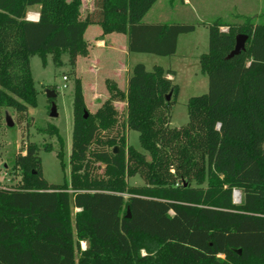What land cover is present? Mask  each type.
Instances as JSON below:
<instances>
[{
    "label": "trees",
    "instance_id": "trees-1",
    "mask_svg": "<svg viewBox=\"0 0 264 264\" xmlns=\"http://www.w3.org/2000/svg\"><path fill=\"white\" fill-rule=\"evenodd\" d=\"M156 1L93 0L94 11L80 19V0H0V109L21 114L37 105L32 56L61 67L67 55L74 76L91 25L126 34L129 53L175 55L179 36L195 25L142 22ZM35 6L38 20H26ZM261 18L208 25V51L199 57L208 90L188 99L179 128L170 127L180 90L171 70L135 64L125 93L107 86L110 96L93 115L77 80L69 181L48 183L38 145L26 144L15 160L21 183L0 188V264H264ZM239 34L245 50L228 59ZM113 102L125 104L124 114ZM128 131L144 152L126 144ZM56 156L64 169L62 151ZM136 176L143 183L129 184Z\"/></svg>",
    "mask_w": 264,
    "mask_h": 264
},
{
    "label": "rangeland",
    "instance_id": "rangeland-1",
    "mask_svg": "<svg viewBox=\"0 0 264 264\" xmlns=\"http://www.w3.org/2000/svg\"><path fill=\"white\" fill-rule=\"evenodd\" d=\"M80 1V19H83L88 13L94 11V5L93 0ZM38 11V6L29 8L26 20L33 19ZM263 14L264 0H189V3L185 0H157L143 17L142 22L195 25L194 33L179 36L178 52L171 57L145 53H129V56L125 57L121 41L125 40L126 49L127 35L121 33L103 35L98 25L88 26L84 33L87 54L77 58L74 76L69 74L71 69L67 55L62 56L63 65L61 67L54 66L51 56L47 57L46 66L42 65L38 56H32L30 68L35 88L38 91L37 105L28 107L27 111L21 114L13 108L0 109V188H17L21 183V171L16 167L15 160L18 155L24 154L28 143H35L40 149L42 173L48 183L60 185L69 181L68 162L73 129L72 102L77 80L81 83L85 113L93 115L110 96L107 86L114 84L125 93L127 79L130 75V72H125L127 63L130 68L135 64H143L147 70H151L154 66L168 68L171 65L177 71L174 83L181 87V91L171 112L170 127L179 128L185 125L188 122V99L203 95L208 90L207 76L200 72L197 58L208 51V25L216 20L233 26L242 25L249 19L256 23L262 20L261 15ZM220 30L227 32L228 27L222 26ZM104 40L107 42H103ZM193 45L195 48L191 52ZM110 46L116 51L111 50ZM94 57L98 59L96 65L93 63ZM193 72L198 73V78H190ZM63 77H66V80H63ZM200 77L205 79L204 89L194 85L196 79ZM90 87L96 91V94H100L95 106L92 105L93 102L90 99L91 94L95 93L90 94ZM46 90L56 93L54 99L56 118L49 115L50 100L46 97ZM112 105L119 115L124 114L125 104L123 102H113ZM6 116L11 118L13 126L7 125ZM51 127L56 128V134L50 133ZM126 144L144 152L139 145L136 131L127 132ZM48 146L52 148L51 152L44 151V148ZM59 151H62L64 169L61 168L60 160L56 156ZM101 169L102 166L98 172H101ZM128 182L132 185L143 183L138 176L129 179ZM239 195L241 200V193ZM140 252L141 255H146L145 250Z\"/></svg>",
    "mask_w": 264,
    "mask_h": 264
},
{
    "label": "crops",
    "instance_id": "crops-1",
    "mask_svg": "<svg viewBox=\"0 0 264 264\" xmlns=\"http://www.w3.org/2000/svg\"><path fill=\"white\" fill-rule=\"evenodd\" d=\"M185 2L186 3H189V0H185ZM88 29V28H87ZM196 31V30H195ZM194 31V32H195ZM194 32H192V33H194ZM108 36V35H107ZM103 42H107L106 40H104ZM121 42H123L122 44V46H123V50H122V52H123V54H124V56L125 57H128L129 56V52L127 51V44H126V49H125V46H124V43H125V40L124 39H122V41ZM104 44V43H103ZM179 44V38H178V40H177V49H176V54H177V52H178V45ZM110 48H111V50L113 49V51H116L115 50V48H112L111 46H110ZM194 45L193 46H191V52L194 50ZM125 50L127 51V52H125ZM119 51H121V50H119ZM187 55V54H186ZM202 54H200L197 58H198V60H199V57L201 56ZM89 56V55H88ZM87 56V57H88ZM188 56V55H187ZM93 63L96 65V64H98V59L97 58H93ZM121 66H124V64H121ZM77 67V66H76ZM199 67H200V65H199ZM164 69H168V70H171V71H173L174 72V75L173 76H171V75H169V78L170 79H173L174 81L176 80V77H177V71H176V69L174 68V67H172L171 65H169L168 66V68H166V67H163ZM131 69L132 68H130V66H129V64L127 63V65H126V68H125V72H131ZM200 72H201V70H200ZM203 74V73H202ZM76 75H77V71H76ZM192 75V74H191ZM191 75H190V78H198V73L197 72H193V75H192V77H191ZM205 75V74H204ZM205 79H204V77H200L199 79H196V81H195V83H194V85H198V86H200V88L201 89H204V87L206 86V83H205V81H204ZM179 92L181 91V87H179ZM89 90H91V92H90V94L91 93H95L96 91H94V89H92V87H90L89 88ZM98 95L100 96V94H91V102H93V106H95L96 105V103L98 102V98H100V97H98ZM80 209H78V208H75L74 209V212H78ZM80 247H81V249L82 250H84L85 248H86V243L85 242H80Z\"/></svg>",
    "mask_w": 264,
    "mask_h": 264
},
{
    "label": "water",
    "instance_id": "water-1",
    "mask_svg": "<svg viewBox=\"0 0 264 264\" xmlns=\"http://www.w3.org/2000/svg\"><path fill=\"white\" fill-rule=\"evenodd\" d=\"M247 41V36L246 35H242L239 34L236 36L235 38V45L233 50L229 53V55L227 56V58H232L234 56L239 55L240 53H242L245 50V44ZM46 97L48 100H52L50 103V117L52 118H56L57 117V111H56V105L55 102L53 101L56 98V93L54 91H50V90H46ZM170 96H167V99H169ZM6 123L8 126H13V122L11 121V118L9 116H6ZM118 151V148L115 147L114 148V152L116 153ZM236 193L240 194L239 191H235L233 194V198H234V203H240V198L239 200H235V195Z\"/></svg>",
    "mask_w": 264,
    "mask_h": 264
},
{
    "label": "built area",
    "instance_id": "built-area-1",
    "mask_svg": "<svg viewBox=\"0 0 264 264\" xmlns=\"http://www.w3.org/2000/svg\"><path fill=\"white\" fill-rule=\"evenodd\" d=\"M29 21H37L38 20V13H36L35 17L33 19H27ZM63 80H66V77H63Z\"/></svg>",
    "mask_w": 264,
    "mask_h": 264
},
{
    "label": "bare ground",
    "instance_id": "bare-ground-1",
    "mask_svg": "<svg viewBox=\"0 0 264 264\" xmlns=\"http://www.w3.org/2000/svg\"><path fill=\"white\" fill-rule=\"evenodd\" d=\"M239 197H240V195L238 193H236L235 200H239Z\"/></svg>",
    "mask_w": 264,
    "mask_h": 264
},
{
    "label": "flooded vegetation",
    "instance_id": "flooded-vegetation-1",
    "mask_svg": "<svg viewBox=\"0 0 264 264\" xmlns=\"http://www.w3.org/2000/svg\"><path fill=\"white\" fill-rule=\"evenodd\" d=\"M51 103V102H50Z\"/></svg>",
    "mask_w": 264,
    "mask_h": 264
}]
</instances>
